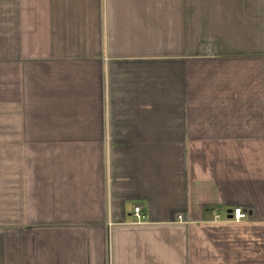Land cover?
Wrapping results in <instances>:
<instances>
[{
    "label": "crops",
    "instance_id": "obj_1",
    "mask_svg": "<svg viewBox=\"0 0 264 264\" xmlns=\"http://www.w3.org/2000/svg\"><path fill=\"white\" fill-rule=\"evenodd\" d=\"M0 264H264V0H0Z\"/></svg>",
    "mask_w": 264,
    "mask_h": 264
},
{
    "label": "built area",
    "instance_id": "obj_2",
    "mask_svg": "<svg viewBox=\"0 0 264 264\" xmlns=\"http://www.w3.org/2000/svg\"><path fill=\"white\" fill-rule=\"evenodd\" d=\"M230 214H231L230 220H235V221H242L248 217L247 212L241 207H236L232 209ZM134 216L137 221H142L145 218L144 211L140 205L135 206Z\"/></svg>",
    "mask_w": 264,
    "mask_h": 264
}]
</instances>
